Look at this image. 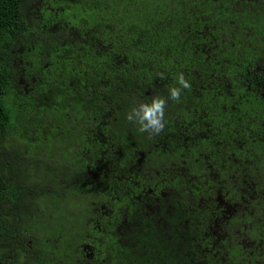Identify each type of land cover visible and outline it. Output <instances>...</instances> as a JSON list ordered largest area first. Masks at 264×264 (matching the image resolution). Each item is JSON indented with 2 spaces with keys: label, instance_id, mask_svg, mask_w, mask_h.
I'll use <instances>...</instances> for the list:
<instances>
[{
  "label": "trees",
  "instance_id": "obj_1",
  "mask_svg": "<svg viewBox=\"0 0 264 264\" xmlns=\"http://www.w3.org/2000/svg\"><path fill=\"white\" fill-rule=\"evenodd\" d=\"M16 1L22 7H14ZM43 2L51 4L43 11L55 27L89 35L79 50H59L55 42V56L65 58L57 72L68 79L65 88L39 104L37 113L46 110L43 121L17 128L16 108L5 102L14 75L4 48L10 35L0 32V264H84L91 262L83 256L86 245L97 249L95 255L105 253L101 264H216L215 252L201 255L216 235L230 251L227 264L264 260L255 243L260 240L264 250V205L248 199L264 192V0ZM25 3L0 1V21H15ZM181 73L191 88L182 89L179 100L169 99L170 89L181 87ZM156 96L167 101L165 127L150 135L127 117ZM98 107L119 110V122L107 129V144L83 136L68 116L64 125L65 110ZM114 132L120 165L134 163L139 154L143 163L157 161L155 152L168 169L179 164L181 171L171 177L168 170L166 179L142 169L138 183L117 187L125 207L136 202L124 199L128 187L144 188L146 197V188L164 190L163 202L174 212L162 210L164 228L140 212L127 223L120 214L115 225L106 223L123 240L113 248L90 235L95 216L90 205L104 190L84 191L74 178L63 189L54 174L60 167L84 169L87 158L109 149ZM52 139L67 160L55 164L60 166L55 171L43 167L54 149ZM218 196L230 207L208 219L217 211L213 198ZM245 201L247 210L238 214ZM187 203L199 207L193 214L197 224L183 227L180 235L171 232L176 218L193 211L183 207ZM228 210L230 221L220 224ZM161 235H171V242Z\"/></svg>",
  "mask_w": 264,
  "mask_h": 264
},
{
  "label": "flooded vegetation",
  "instance_id": "obj_2",
  "mask_svg": "<svg viewBox=\"0 0 264 264\" xmlns=\"http://www.w3.org/2000/svg\"><path fill=\"white\" fill-rule=\"evenodd\" d=\"M0 1L7 2L13 0ZM21 3L23 2L16 1L13 6L16 8L22 7ZM24 5L26 6L23 7L22 11L16 12V16H13L16 17L15 21H6V23L4 18L0 21V32L10 35L5 41L4 48L8 49L5 57L12 66L14 73L12 82H9L11 86L5 102L16 108L15 115L19 117L13 122L17 128H27L32 122L38 123L39 121H43L46 116V110H40V112L37 113L36 110H39V104L49 100L60 87L65 88L68 79L66 80L65 76L57 74L65 58H58L55 56V50L56 48L58 49L55 42L59 41V50H79V45H86V38L89 35L85 31L72 32L66 27L62 29L60 27H55L54 20L47 16V11H43L51 4H47L46 6L43 0H28V4L25 3ZM50 11L52 12V10ZM81 111L65 110V118H63L64 125H68L66 123L68 116L74 121L73 125L81 130L83 136H87L91 140L100 138L101 141L107 144V141H105L107 139V129H111L112 126L114 127L119 122V110L116 107L111 109L107 107H98L96 110H88L87 112H84V110ZM23 114L30 115L23 116ZM47 115L49 120H51L48 111ZM110 135V147L103 155L94 156L95 158H87L86 161H84V169L80 166L79 169L74 167L73 169L71 168L72 170L57 166L59 163L62 164V162L67 160L60 155V151L57 148L58 144L52 139L54 142V145H51L52 148H54L52 149L53 154L50 151L51 154L47 158L48 164L43 167L52 168L54 171L60 167L54 175L59 179V187L63 189H68L69 185L71 187L69 180L74 178L78 188H82L84 191H91L92 189L95 191L104 190L100 200L90 205L94 207L93 212H95V216L89 222L91 229L90 235H93L94 239L102 243V245L107 246L110 244V247L114 248L123 240H121L122 238L119 235V230L115 229L113 231L110 225L106 223L115 225L120 214H123L125 218L124 223H127L126 219L128 216L133 212H140L147 217L157 218V226H162V228H164L167 226V223L166 219L162 217V210L165 209L164 214L169 216L173 211L171 205L163 202L165 198L164 190L153 193L150 189L146 188V193L149 194V197H146L144 188L128 187V190L123 193L124 199H136V202L133 203L130 208L118 202L117 187L130 186L138 183L141 178L139 175L142 169L147 171V175H149L148 171L150 169L159 171L156 172L155 175L158 178L165 176L167 179L169 178L168 170L171 177H173L180 173L181 166L179 164H173V166L168 169L167 166L161 162L159 155L155 152L152 153L156 155L155 158L157 161L152 160L143 163L142 159L145 156L139 154L132 158L136 159L134 163L132 161H127L120 165L119 159L117 158L118 149L116 148V144H118V142L115 141L116 133L114 132ZM55 139L58 141L62 140L61 137ZM4 142L7 141L5 140ZM153 145H156V143ZM262 151H264V149H262ZM179 158L182 163V155H179ZM38 162L44 161L38 160ZM105 186H107V188ZM53 189L54 187L48 188V192H51ZM178 197L182 199L181 195ZM248 199L253 200V202L259 205H264V192L261 190L252 192ZM213 200L217 203V211L213 210L208 219H212L217 215L219 208L228 209L230 207L221 196L216 197V199L213 198ZM244 204H247V201L238 206L236 210L238 214L247 210ZM183 207L193 211H187L185 216H179L175 219L178 220V223L171 232L179 235L182 233L183 227L188 229L197 224L193 214L195 211L198 212V205L187 203ZM236 211L233 213H236ZM230 218L231 213L230 210H228L222 215L220 224L221 222L228 223ZM218 229L220 232L221 229ZM160 238L162 241L164 238L165 242H171L172 240L171 235H161ZM255 241V243H257L256 247L261 251V258H264V250L261 241ZM85 247L89 251H92V253L97 250L95 247L87 245ZM86 249L83 250V256L91 262L83 261L85 262L84 264H101L105 261V253L95 255L94 253H88ZM204 251L205 255H211L212 252H215L213 257L217 259L216 264L228 263L230 251L226 249L220 236L216 235V239L207 242V247L202 249L201 255ZM84 252L88 254L86 255ZM36 253L38 255L37 251ZM258 264H264V260H261Z\"/></svg>",
  "mask_w": 264,
  "mask_h": 264
},
{
  "label": "clouds",
  "instance_id": "obj_3",
  "mask_svg": "<svg viewBox=\"0 0 264 264\" xmlns=\"http://www.w3.org/2000/svg\"><path fill=\"white\" fill-rule=\"evenodd\" d=\"M178 83L181 87L171 88L169 99L179 100L181 90L191 88V84L185 79L183 73L179 75ZM166 103L167 101L164 98L156 96L150 104L141 103L138 108H134L127 118L129 121H135L140 125L139 131L148 132L150 135H158L165 127Z\"/></svg>",
  "mask_w": 264,
  "mask_h": 264
}]
</instances>
